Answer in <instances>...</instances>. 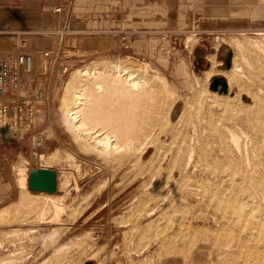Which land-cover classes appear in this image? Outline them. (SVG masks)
<instances>
[{
  "label": "rangeland",
  "instance_id": "374dc122",
  "mask_svg": "<svg viewBox=\"0 0 264 264\" xmlns=\"http://www.w3.org/2000/svg\"><path fill=\"white\" fill-rule=\"evenodd\" d=\"M117 12L127 22L114 36L99 18ZM188 17L169 28L160 16L153 20L117 9L72 27L108 43L89 47L75 62L67 48L74 34L67 35L63 55L69 70L55 72L51 100L38 105L35 127L18 142L0 146V264H264V34H258L264 20L236 28L229 20L206 23L201 12ZM33 31L20 36L44 42L30 50L40 56L41 68L42 51L53 48L56 35ZM12 36L0 35L16 46ZM234 38L251 42L240 53ZM227 49L239 76L225 66ZM115 57L149 64L157 72L147 78L161 82L152 102L134 105L139 120L130 121L137 129L123 140L131 147L122 154L100 152L78 139L62 109L73 71ZM215 61L217 72L208 80ZM220 75L228 80V94L210 90L212 78ZM46 77L35 76L36 90ZM121 110L120 104L113 107L117 121ZM40 132L49 136L36 147L32 135ZM63 150L70 156L65 163L58 159ZM45 153L48 162L42 164ZM25 166L28 175L33 167H47L58 178L70 177L53 194L64 208L62 221L34 219L50 204L39 195L43 192L16 187V169Z\"/></svg>",
  "mask_w": 264,
  "mask_h": 264
},
{
  "label": "bare ground",
  "instance_id": "6f19581e",
  "mask_svg": "<svg viewBox=\"0 0 264 264\" xmlns=\"http://www.w3.org/2000/svg\"><path fill=\"white\" fill-rule=\"evenodd\" d=\"M258 34L263 35L264 32H258ZM194 41L196 40L194 39ZM249 41L248 42H246V40L241 41V40H238L237 38V40L235 39L233 43L236 46L235 48H237L238 51L242 53L244 47H246L245 45L248 44ZM252 43L254 44V42ZM255 46H257V44H255ZM259 46H260L259 48H261V45ZM242 58H243V61L246 60L245 55L242 56ZM103 61H100V62L93 61L91 64H88L82 68L76 69L75 71L72 72L67 88L62 97V105H63L62 109L64 113L63 116L65 118L64 120L69 125L68 128H70V130L72 131L71 133H73L76 137H78V139H82L84 141L85 140L91 141L93 148L100 152L108 151V150L109 152H111V150H113L115 153L118 154V153L124 152V150L129 149V147H131V144L123 140H126L130 136H133V135L135 136V131L137 128L135 125H133V128L131 127L132 126L131 119L133 117H135V120L137 121L139 119L136 115L137 113L136 111L138 110L135 109L134 105L136 104L144 105V104L150 103V100L152 99V93H154L155 86H160L161 82L159 83L157 81H154V79L153 81L152 80L149 81V78H147L149 72L151 70L153 72H157V71L152 69L147 63L138 64L134 60L126 61L119 57H115L113 60H108V61L103 60ZM216 64H217L216 61L213 62L210 70L207 72L208 74L207 77H209L207 78L208 80L210 79V77L214 75L215 72H217L216 67L218 64L217 65ZM232 67L234 69L233 73L235 75H238L241 73V69H239L236 66H232ZM139 75L141 76L139 77ZM229 91H230V87H229ZM117 104L118 105L120 104L121 109H122L121 117H120L122 119L121 121H117L119 117L115 116V113L117 115L116 110H114L116 111L115 113H112L113 107L116 106ZM106 108L108 109V111L105 112V110L103 109H106ZM101 109L104 111V113L101 112L102 111ZM133 124H136L135 121L133 122ZM231 137H232L231 141L235 143L236 147L237 146L239 147L240 138H238L237 135L231 136ZM47 155L48 154L45 153L44 155L40 157V160H41L40 162L42 164H47L48 162ZM68 155L69 154L65 150H63L58 155L59 161L60 162L64 161V163L65 161L67 162L70 157ZM27 171H28L27 166L16 169L15 185L20 191L28 189V176L29 175ZM253 176H256V175L254 174ZM58 181H59L58 188L60 189L61 187L60 185L62 184H64L65 187L69 185L70 177L61 176L58 178ZM254 181L257 183L259 182L256 179ZM259 184H262V183L259 182ZM258 187L260 188L261 185L260 186L258 185ZM250 188H251V185H250ZM39 195L45 197V199L50 204V208L47 207L48 205L45 207L43 206L44 208L40 209L42 211L38 215H36L34 219L37 222H44L47 220H49L50 222L62 221V217H63L62 215L64 212V208L61 205V203H58L55 200L56 197L53 196V194H48L46 192L39 193ZM46 208H48V210ZM232 209H236V208L232 207ZM46 210L48 212H46ZM64 247L66 246H63V248ZM204 247L205 245H203V248ZM201 250H203L202 246L197 250V252L201 253ZM251 264H259V263L255 261V263H251Z\"/></svg>",
  "mask_w": 264,
  "mask_h": 264
},
{
  "label": "crops",
  "instance_id": "0c3cea01",
  "mask_svg": "<svg viewBox=\"0 0 264 264\" xmlns=\"http://www.w3.org/2000/svg\"><path fill=\"white\" fill-rule=\"evenodd\" d=\"M57 7L62 10L56 11ZM117 9L130 14H146L153 20L160 16L162 23L169 28H177L189 20L188 12H201L208 20L206 23L229 20L236 28H245L248 22L264 20V0H0V29L58 28L68 20L72 27H85L86 23L80 20L87 21ZM15 39L18 38L9 40ZM107 40L95 35L74 34L67 43V48L75 55L70 58H75V62L82 60L89 47L98 48L107 44ZM5 41L0 37V49L15 47ZM20 41L29 50L44 47L43 41L29 38H21ZM36 59L39 64L40 56L37 55Z\"/></svg>",
  "mask_w": 264,
  "mask_h": 264
},
{
  "label": "built area",
  "instance_id": "2783aa9c",
  "mask_svg": "<svg viewBox=\"0 0 264 264\" xmlns=\"http://www.w3.org/2000/svg\"><path fill=\"white\" fill-rule=\"evenodd\" d=\"M61 10V7L56 8L58 12ZM99 19H95V22L99 20L100 23L112 26L109 33L114 36H119L120 25L127 22V17L120 12ZM88 20L87 22H89ZM81 22H85V19H82ZM5 30H0V35L13 33L12 37L18 36L17 40L28 37L20 36V34L28 35L29 32L34 33L33 30L43 33L48 30L56 35L54 37L56 40L53 48L42 51L44 64L41 68L37 67L34 52L25 49L20 41H17L13 49H0V146L18 142L35 127L38 120V105L51 100L55 72L62 69L63 73H66L69 70V65L63 55L65 38L70 33L72 35L85 32L74 31L69 20L64 26L58 28ZM102 32L103 30L100 29V33ZM121 39L124 40L125 37H121ZM36 75L49 77L38 87V90L35 87ZM48 136L49 134L46 132L33 134V144L36 147L43 145Z\"/></svg>",
  "mask_w": 264,
  "mask_h": 264
},
{
  "label": "water",
  "instance_id": "95a60500",
  "mask_svg": "<svg viewBox=\"0 0 264 264\" xmlns=\"http://www.w3.org/2000/svg\"><path fill=\"white\" fill-rule=\"evenodd\" d=\"M227 69L231 68L233 62L232 49L226 50L223 57ZM210 90L220 94L229 93V83L225 76H214L210 82ZM28 188L31 191L46 192L54 194L58 190V173L55 169L47 167H33L29 171Z\"/></svg>",
  "mask_w": 264,
  "mask_h": 264
}]
</instances>
